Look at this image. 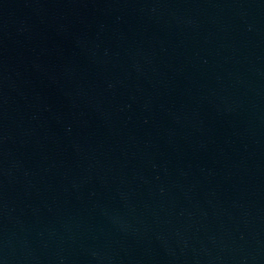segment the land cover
Masks as SVG:
<instances>
[{"label":"water","instance_id":"1","mask_svg":"<svg viewBox=\"0 0 264 264\" xmlns=\"http://www.w3.org/2000/svg\"><path fill=\"white\" fill-rule=\"evenodd\" d=\"M0 264H264V0H0Z\"/></svg>","mask_w":264,"mask_h":264}]
</instances>
